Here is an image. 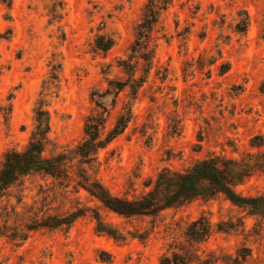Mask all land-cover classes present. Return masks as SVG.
<instances>
[{"label": "rangeland", "instance_id": "1", "mask_svg": "<svg viewBox=\"0 0 264 264\" xmlns=\"http://www.w3.org/2000/svg\"><path fill=\"white\" fill-rule=\"evenodd\" d=\"M151 3L168 4L145 31ZM263 35L264 0H0V166L39 109L43 156L63 158V176L32 172L0 197V264H264V217L222 194L122 216L85 189L133 199L218 157L248 166L237 194H263ZM130 109L121 135L79 155L86 120L104 139Z\"/></svg>", "mask_w": 264, "mask_h": 264}, {"label": "trees", "instance_id": "2", "mask_svg": "<svg viewBox=\"0 0 264 264\" xmlns=\"http://www.w3.org/2000/svg\"><path fill=\"white\" fill-rule=\"evenodd\" d=\"M167 4L161 7L156 5L153 7L152 3L146 5L148 16L146 25L142 27L143 30L150 29L151 23L148 20L154 18L155 9H165ZM149 5L151 6L149 7ZM244 26L245 28L247 26L246 19ZM96 45L99 50L103 51L109 50L111 47V44H104L103 41H98ZM127 74L129 75V73ZM130 82L132 84L130 83L129 87L134 90L135 79H131ZM126 85L121 86L125 87ZM121 86L116 89L121 90L120 88H123ZM131 119V109L120 114L104 139L99 137L98 123H94L89 119L86 120L84 132L87 139L78 146L79 155L87 158L92 150L97 151L107 145L124 132ZM35 121V132L26 147L21 151H9L3 158L0 166V197L21 176L29 173L44 172L52 177L63 176L61 167L63 158L47 159L43 156L41 141L49 131L48 112L41 109L36 110ZM247 169L248 166L241 165L237 161L208 157L180 172L160 171L152 188L147 193L133 199L112 196L98 183L85 189L107 209L122 216L152 215L162 209L187 203L197 197H211L215 194H222L233 205L245 208L253 215L264 217V193L256 197H243L237 194L233 188L237 182H242L248 176L249 170ZM150 185H147V187ZM73 218L74 216L69 219L65 218L53 223H46L44 226L70 224ZM200 223L202 222L197 221L195 224L200 225ZM204 232L206 231L201 225L200 233L203 234ZM173 264L177 263L173 261Z\"/></svg>", "mask_w": 264, "mask_h": 264}]
</instances>
